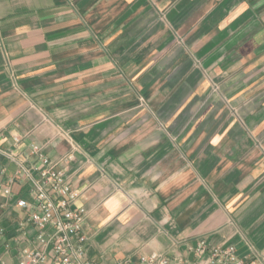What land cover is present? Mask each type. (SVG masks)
I'll use <instances>...</instances> for the list:
<instances>
[{"label":"crops","instance_id":"obj_1","mask_svg":"<svg viewBox=\"0 0 264 264\" xmlns=\"http://www.w3.org/2000/svg\"><path fill=\"white\" fill-rule=\"evenodd\" d=\"M33 145L72 155L91 260L264 264V0H0V264L36 246Z\"/></svg>","mask_w":264,"mask_h":264},{"label":"built area","instance_id":"obj_2","mask_svg":"<svg viewBox=\"0 0 264 264\" xmlns=\"http://www.w3.org/2000/svg\"><path fill=\"white\" fill-rule=\"evenodd\" d=\"M16 141L19 142V139ZM32 149L40 162L38 166H34L37 175L34 171L30 173L21 160L10 155L18 164V175L28 177L33 184V201L20 198L18 204L31 209L30 220L38 230L36 246L22 251L19 264H99L86 255L85 244L89 237L83 226L84 210L76 211L71 208L78 192L70 188L65 178L67 166L58 167L60 163L68 164L72 155L64 157L60 162L46 156L38 145H33ZM2 173L0 172V178ZM11 183L12 179H9L3 184L6 194L11 193ZM190 249L200 259V264H247L237 255L234 245L209 247L205 240H200ZM259 255L254 251L251 256L253 260L249 264H257L255 259ZM142 263L192 264L183 257L170 258L157 253L144 255Z\"/></svg>","mask_w":264,"mask_h":264},{"label":"rangeland","instance_id":"obj_3","mask_svg":"<svg viewBox=\"0 0 264 264\" xmlns=\"http://www.w3.org/2000/svg\"><path fill=\"white\" fill-rule=\"evenodd\" d=\"M214 86L217 89V85L214 84ZM256 143H257L258 146H261V141L260 140H258Z\"/></svg>","mask_w":264,"mask_h":264}]
</instances>
